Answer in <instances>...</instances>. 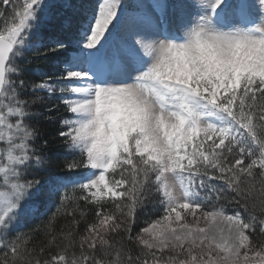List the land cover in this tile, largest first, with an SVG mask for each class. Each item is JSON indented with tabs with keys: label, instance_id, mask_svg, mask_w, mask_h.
<instances>
[{
	"label": "snow or ice",
	"instance_id": "1",
	"mask_svg": "<svg viewBox=\"0 0 264 264\" xmlns=\"http://www.w3.org/2000/svg\"><path fill=\"white\" fill-rule=\"evenodd\" d=\"M37 93L82 175H39ZM0 264H264V0H0Z\"/></svg>",
	"mask_w": 264,
	"mask_h": 264
},
{
	"label": "trees",
	"instance_id": "2",
	"mask_svg": "<svg viewBox=\"0 0 264 264\" xmlns=\"http://www.w3.org/2000/svg\"><path fill=\"white\" fill-rule=\"evenodd\" d=\"M84 3V1L80 2ZM73 47H71L70 42H68L67 51L61 50L59 52V57L63 58L67 56L68 51L72 50ZM35 53L34 51H28L24 55V59L20 60L19 63L21 66H25L29 69L28 72L25 74V80L29 83L31 82H38L42 79H44L43 73H49L52 71V61H44L41 59L34 58ZM31 59V63L25 65L24 61ZM39 69V73L34 72L32 70ZM37 95H42L45 97L44 101L42 103H39L35 105L32 108L33 112H39L41 115L34 116L31 123L34 124L39 129V135L37 140L35 141V145L37 147H41L44 144V141H47V147L43 148V151L47 154L48 159L51 163V167L49 169H46L45 171L41 172L40 176H46L49 174V172H55L59 175H82L83 169L74 170L73 172L69 173L64 170V164L67 160H70L72 158V153H70L67 148L63 144L62 138L59 137L58 133L61 130L60 127V117L62 115H66L63 113V108L61 106L59 112H52L51 116L52 119L47 118V114L45 113L46 107H51L52 105L58 104L56 97L53 96L51 98L48 97L47 93H37ZM32 97V93L30 89L22 96L24 99H28ZM158 198L153 196L148 201L145 207L138 209L136 214V222L133 226V235L135 233L139 232L140 229L143 227V223L146 220L153 219L157 216H159V211L154 208L153 201L157 200ZM221 203H225L227 206V209L229 212L233 210L235 207L232 204H229L227 201H221ZM81 207H84L83 202H81ZM56 208V202H52L47 209L45 210V215L37 216L35 218L32 217H26L24 218L18 225L15 226L13 229V234L16 231H27L30 228H33L37 225H40L42 221L47 220L48 215L51 214V212L55 211ZM243 212V210L241 209ZM71 217L61 215L58 220L55 223V228L59 230L61 226L63 225L65 227V230L72 227L70 221ZM77 219H79V215H77ZM88 219H92V215L90 214L88 216ZM77 229L79 232H83L85 228V223L81 221L77 226ZM42 237L40 235H37L35 237V240H41ZM255 239V237H254Z\"/></svg>",
	"mask_w": 264,
	"mask_h": 264
},
{
	"label": "rangeland",
	"instance_id": "3",
	"mask_svg": "<svg viewBox=\"0 0 264 264\" xmlns=\"http://www.w3.org/2000/svg\"><path fill=\"white\" fill-rule=\"evenodd\" d=\"M82 1H84V4H86V5H88L89 7H91L92 5H94L95 3H96V0H73V2L74 3H80V2H82ZM127 3H126V2ZM123 3L127 6V5H129L130 3H131V0H123ZM158 217V216H157ZM156 218V217H155ZM154 219V218H153ZM151 220V219H150ZM146 226V224L145 223H143V227H145Z\"/></svg>",
	"mask_w": 264,
	"mask_h": 264
}]
</instances>
